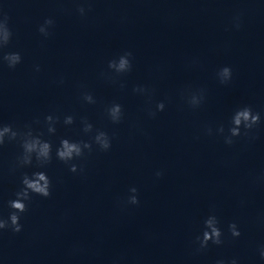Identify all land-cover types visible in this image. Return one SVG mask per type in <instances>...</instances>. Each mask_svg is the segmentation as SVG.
<instances>
[{
	"label": "clouds",
	"instance_id": "clouds-1",
	"mask_svg": "<svg viewBox=\"0 0 264 264\" xmlns=\"http://www.w3.org/2000/svg\"><path fill=\"white\" fill-rule=\"evenodd\" d=\"M90 10V9H89ZM79 14L83 17L86 15V9L81 6L77 9ZM9 16L2 9H0V64H6L8 68L14 69L21 63L22 57L19 52H4V49L10 44L13 36V32L9 27ZM234 27L237 29L240 27V16L237 15L233 18ZM54 26V20L52 18H46L44 22L39 26V33L47 38L51 35L50 28ZM132 52L125 51L117 57L109 60L108 69L109 72L101 73V76L113 83L118 82L117 78L129 73L132 70ZM36 71H39V65L35 67ZM217 78L221 84H227L232 79V70L230 67H223L217 72ZM63 83V78L59 81ZM120 87L123 88L124 84L121 83ZM133 92L144 95L151 101L153 93L152 89L144 86H137L133 88ZM206 90L201 88L197 90L185 89L181 92V97L186 100L189 106L192 108L200 107L205 100ZM82 100L88 104H95L96 100L90 92L82 93ZM165 108L164 102H158L155 105V111L148 110L149 116L154 117L156 112L163 111ZM107 117L113 124H119L124 117L123 107L119 103H112L106 109ZM261 116L259 112H254L250 106H244L234 111L231 117V126L225 131L224 125H219L215 129V133L223 137L226 145H232L235 142L234 138L240 136H249L250 132L260 124ZM59 122V117L48 115L45 117V123L47 124V131L49 134H54L56 131V123ZM75 122L72 115L64 117L63 123L65 125H71ZM39 123V121H37ZM82 131L85 134H92L91 141H72L69 139H62L59 147L56 148V158L63 163L69 165V170L73 173L78 171V166L71 161L81 158L85 155V152L91 153L95 147L107 152L112 147V139L107 132L103 130H94L93 125L88 121L86 117L81 118ZM243 130V131H242ZM205 132L207 135H213L212 127H206ZM43 133H34L31 125H25V130H19L14 128L11 124H0V147H2L6 140L7 142L16 141L20 144L22 152L17 156L16 162L12 168L15 171L16 168H22L31 166L33 160L36 161L38 167H45L52 161V144L49 141L42 139ZM255 139V137H251ZM79 171H83L82 168ZM164 175L163 171L158 170L155 173L157 178ZM20 189L15 193V199L8 201V206L12 211L9 213L7 219L0 216V232L9 230L12 233H19L23 230V225L20 223V214L28 210V204L26 202L32 199L33 194L48 198L51 196L52 182L48 175L43 171L33 172L31 175L25 173L21 179ZM131 195L127 197L126 204L138 205L139 199L137 195V188L132 187L129 189ZM220 221L218 217L213 213L210 214L204 220V230L202 234L195 238V242L198 244L197 251L206 249L211 242L214 245H221L224 243L222 239L224 233L220 228ZM228 231L233 238H237L241 235L238 229V225L232 222L228 225ZM260 257L264 259V246L260 248ZM216 264H237L236 259L225 262L224 260H217Z\"/></svg>",
	"mask_w": 264,
	"mask_h": 264
}]
</instances>
